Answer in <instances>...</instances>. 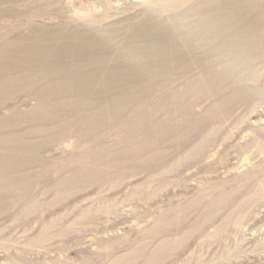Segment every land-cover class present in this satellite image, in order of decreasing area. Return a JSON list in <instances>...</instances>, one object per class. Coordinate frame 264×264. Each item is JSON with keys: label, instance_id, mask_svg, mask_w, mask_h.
<instances>
[{"label": "rangeland", "instance_id": "obj_1", "mask_svg": "<svg viewBox=\"0 0 264 264\" xmlns=\"http://www.w3.org/2000/svg\"><path fill=\"white\" fill-rule=\"evenodd\" d=\"M197 1L0 0V82L12 74H20L0 89V154L14 151L20 157L19 171H10L7 175L0 171V178L4 180H0V264H24L22 259L31 260L26 264H146L147 260L149 264H264V189L255 191L264 180V94L254 104H250V97L245 101L234 100L213 114L208 109L219 95L210 97L200 88L196 93L186 89L190 80L198 81L205 73L198 65L194 66L195 59L202 58L206 71L212 73L241 69L236 67L238 60L230 51L224 53L225 58L218 53L222 32L219 37L208 40L199 36L196 40L200 43L195 40L184 57L176 58L173 66L161 72L145 71L138 76L111 73L107 78L114 83L105 86L101 82L106 78H97L99 83H94L93 88H102L91 91L96 95L78 89L61 94L43 93L61 86L49 87L57 80L53 72H58V66H68L71 70L61 72V76L80 72L76 69L82 66L86 74L96 67H109L110 63L99 60V56L97 60L91 57L109 53L116 56L126 47V39L137 32L135 26L142 23L149 21L159 23L160 27L167 26L170 31H183V37L178 39L165 37L169 45L176 40H188L191 33L180 24V16ZM243 1L237 0V4ZM221 15L224 21L216 23L217 31L230 30L225 25H238L241 21L236 8L223 10ZM126 26L135 29L128 30L130 27ZM78 36H87L93 42L78 41ZM205 40L209 43H201ZM81 44L86 46L81 54L66 50L67 46ZM34 49L38 52H33ZM165 58L167 54L162 61ZM47 62L50 67L46 66ZM250 62L246 60L242 66L246 69L251 66ZM141 63L148 70L154 62L148 57ZM189 65L192 69H188ZM255 66L260 72L259 78L246 83L264 89V61ZM103 96L117 106L131 100L130 114L146 118L145 124L134 129L137 134L129 135L134 125L128 124V128L123 120H106L98 126L89 123V116L103 114V102H107ZM42 97L49 102L58 99L65 102L93 99V102L51 108L49 115L40 117L38 109L30 111ZM188 105L192 108L189 114L185 112ZM117 108L111 106V110ZM54 111L57 117L50 118ZM181 128L185 133H179L183 132ZM253 128L259 130L255 142ZM209 133L214 141L205 146L202 154H187ZM16 134L20 138L14 140L12 136ZM158 137L161 141L154 147L164 151L160 159L145 163L133 160L119 170L113 164L100 165L111 170L114 178L94 184L71 183L66 198L55 203L57 181L73 175L64 167L65 162L76 164L69 160L84 149L99 158L125 148L129 151L132 141L148 145ZM25 141L42 144L38 147V156L25 151ZM9 180L13 182L7 183ZM141 183H147L144 197L136 195L144 188ZM214 187L219 189L213 194L205 191ZM220 189L228 194V201L213 207L206 224L198 219L197 230L191 232L190 224L210 210L204 206ZM110 197L114 198L112 210L100 213L95 221L82 223L76 218L78 211L88 207L96 209ZM200 199L204 204L199 203ZM242 199L246 202L240 211L238 203ZM31 206H36L35 213H30ZM163 211L179 214L180 219L177 228L158 236L153 230ZM221 224L223 228L219 229ZM45 227L51 229L53 238L43 243L38 237ZM166 240L173 241L174 245L158 255L159 245Z\"/></svg>", "mask_w": 264, "mask_h": 264}, {"label": "bare ground", "instance_id": "obj_2", "mask_svg": "<svg viewBox=\"0 0 264 264\" xmlns=\"http://www.w3.org/2000/svg\"><path fill=\"white\" fill-rule=\"evenodd\" d=\"M243 2L244 3H242V4H237V0H199V1L195 2L193 5L190 6V8H187L185 10L184 14H182L180 16V18L182 19V21H180V24L185 26L186 31L188 30L187 32L191 33L187 37L188 40H185V39L181 40V42L184 40L183 43L178 42V40H176V41H173V44L170 43V45H169L168 43H166L168 41H166V39H165V37H171V38H175V39L183 37V34H182L183 31H181V30L170 31V29L167 26L160 27L159 23H157V24L149 23V21H148V23H142L139 26H135V27H138L137 32L134 31L132 33V37L126 39L127 40L126 41V47H124L123 50H121V51L119 50V52L116 54V56H114V57L110 56V53H109L107 55L94 54L91 57V60H97L98 56H99V58H101L99 60L104 59L110 63L109 67H107V66H104L101 68L96 67V68L91 69V71H88L87 72L88 74H86L85 72H83L82 69L84 67L82 66V67H78L76 69V71H80V72H70L67 76H61L60 75L61 72H67V71H71V70H70V67H68V66H64V65L58 66V68H57L58 72H53L54 78H57V80L51 82L49 87L51 88L56 84L61 85V86L57 89H54V90L49 89L43 93L51 92L52 94H61V93L66 92V91H70V92L75 91L74 89L84 91L85 93H90L92 90L102 88V87L93 88L94 83L95 84L99 83L96 80L97 78H102L103 76L106 78L104 82H101L103 86H105V84L114 83V80L107 78V76L111 73H117V74H121V75H127V74L132 73L133 75L138 76V75H140V72H145V71L146 72H161V71L165 70L166 68L173 66V64H175L177 62L175 60L176 58L179 57L178 59H180V58L184 57L185 51H188V47L190 45H192L194 43V41L196 40V38L197 39L199 38V36H203L206 40H208V39H211L214 37H219V33L222 32L223 34L221 35V43H219L220 48H218V53L220 55H223L222 58H225L224 53L227 51H230V54L233 56V58H236L238 60L237 61L238 66H236V67L240 66L241 69H239L238 72H232V69L231 70L230 69L229 70L224 69V70H221L222 72L212 73L213 71H206L207 67H205V64L202 62V58L195 59L194 66L198 65V67H200V71L203 70L202 72H205V73L201 74V77L199 78L198 81L195 79L190 80L189 81L190 83L186 85V89L188 92L196 93V92H200L199 91V88H200V90H202L201 92H204L205 94L210 95V97H211V95H213V96L219 95L218 99L215 100L212 103V105L210 106V108L208 109V111L209 112L212 111L213 114L216 113L215 110L216 111H217V109L221 110L222 107L229 106L230 103H232L234 100L245 101V99L250 97V101H251L250 104H254L257 101H259L258 98H260L264 94V89H262V87H259L257 85L249 86V85H247L246 81L247 82L248 81L249 82H255L259 78L260 72H258V70H256L255 64L264 61V0H244ZM235 8L237 10H239V15L241 17V21H238L239 27L236 29V27L238 26L237 24L225 25V28L231 27L230 30H226V29L222 28L221 30L217 31L215 29L216 23H218V25H219V24H222L224 21V19L223 20L221 19V16H222L221 14H222L223 10L230 11V10L235 9ZM150 9L151 8H149L148 11ZM141 21H143V19ZM126 27L128 28L130 26H126ZM130 29H135V28L134 27L128 28V30H130ZM83 39H85L86 42H93V39H91V38L89 39L87 36L86 37L85 36H78V38L76 40L79 41V40H83ZM97 40H99V39H97ZM97 40H95V41L97 43H99L100 40L99 41H97ZM206 40L204 42H201V43H209V41H206ZM95 41H94V43H95ZM196 42L200 43V41H197V40H196ZM205 45H208V44H205ZM67 47H69V49H66V50L68 52L70 51L72 53H75V55L81 54L86 50V48H85L86 46H84V44H81V46L77 45L76 47H70V46H67ZM67 47H65V48H67ZM174 48H176V50ZM33 52H38V49H34ZM166 54H167V58H165L164 61H162L163 55H166ZM117 57L118 58L121 57V59H116ZM148 57H151V59L153 60L154 63L151 65L150 68H148V70H145L141 62ZM246 60H248V61L251 60L252 63L251 62L248 63V64H251V66L246 67V69H245V67L242 65L243 64L245 65ZM47 63L48 64L46 66L50 67L51 65L49 64V62H47ZM253 64L255 67L253 66ZM85 67H88V64H86ZM188 69H192L190 65L188 66ZM137 72H139V73H137ZM19 75L20 74H12L11 76H9L5 79V82H0V89L7 86L9 84V82L18 79ZM214 77H217V81H215V82H214ZM62 80H64V81L62 82ZM61 82H62V84H61ZM236 84H238V85H236ZM132 90H134V89H132ZM34 93L37 94V90ZM91 93H95V95H96V92H91ZM134 93L135 92H133L131 94H134ZM178 96H181V95H178ZM103 97H104L103 101H107V102H103V105H104V108H103L104 111L102 112L103 114L101 116H99V115L89 116V119H88L89 123L92 125L98 126L99 124H101L102 122H104L106 120H108V121L123 120L122 122H127L124 124V126H126V127H128V124L131 126L134 125L133 130L129 131L128 134L132 135V136L134 134H137V132L134 131V129L136 128V126L143 125L141 123L145 124L146 118L145 117H134V115L130 114V110L128 108V106H129L128 103H131V100H127L125 102V104H120L121 106H117L119 104H116L113 100H110V98L106 99L105 96H103ZM44 99H46V98L45 97L40 98L37 106L33 110L31 109L30 112L33 113L38 109L37 110L38 116H40V117L45 116L46 117V115H49L51 113V111H50L51 108H53V109L54 108H65L67 104L68 105L73 104L76 106H78L79 104L88 105V104L93 102V99L73 100L72 102L71 101L65 102L66 100H63V99H58L55 102H49L48 100L46 101ZM197 99H196V101H199L200 98L198 97ZM77 102H79V103H77ZM76 106H71V107H76ZM111 106H116L118 108L115 110L114 109L111 110ZM167 106H169V105H165V107H167ZM189 106L190 105H188V107L187 106L185 107L186 108L185 112L187 114H189L188 112L192 109V108H190L191 106L190 107ZM54 117H57L55 111L52 113L50 118H54ZM101 119H103V121H101ZM178 126L181 127L180 123H178ZM153 128H154V126H153ZM145 130H146V132L148 131V129H145ZM252 130H253L252 141L255 142V141H257L256 139H257V136L259 134V130H258V128H253ZM45 131H47L46 128H44V132ZM181 131H183V132H179L180 134L185 133V130H183L182 128H181ZM155 135L166 136V135H168V133H166V134H164V133L156 134L155 133ZM211 136H212V133H209L207 136L203 137L202 140L199 142V146H196L193 149H189L187 151V154H190V155L202 154L204 152L205 146L212 144V142L214 141L213 139H211ZM12 138L14 140L19 139L20 135H18V134L13 135ZM130 140L132 141V138H130ZM160 141H161V138H159V137L156 140L152 141L148 145H144V143L140 144L139 142L134 143V141H132L129 151L127 148H125L121 151H114V153H112L109 156L106 155L105 157L102 156L99 158L94 156L95 153H91L88 149H84L83 153L76 156V158L74 157L73 159L69 160L70 162L74 161L76 164L67 163L68 161L65 162L66 165L64 164L65 165L64 167L66 169H69L70 171H72L73 175L71 176V178L61 179V180L57 181V183H56L57 186L54 185L57 188L55 194L58 197V200L55 203L57 204L59 201H61V199L66 198L67 193H68L67 191L70 190L69 185H71V183L75 184V185L89 184V183L94 184V183H101L105 179L106 180L113 179L114 178L113 173L109 172L111 170H105L104 168H101L100 165L105 164L108 166H112V164H113L119 170L123 167L128 166V164L131 163L133 160H139L140 159L143 163H145V161H149L150 159H155V158L160 159L164 155V151L161 152L160 150H156L154 147V146L158 145ZM28 143H30V144H28ZM28 143L25 144V146H26V148H24L25 151H27V153H29V154L32 153L33 157L38 156L37 155L38 154V147H39V145H42V144L37 143V145H34L31 142H28ZM46 143H48V142H46ZM46 143H44V144H46ZM0 144H2V143L0 142ZM129 153L131 155H129ZM124 156L126 158L122 159V157L124 158ZM110 157H112V158H110ZM130 157H132V158H130ZM19 158H20L19 155L18 156L15 155L14 151L13 152L9 151V152L2 154V155L0 154V168H1L0 171H2V175L3 174L7 175L8 172H10V171H14V172L19 171V168H20ZM90 159H92V160H90ZM35 160H38V159L36 158ZM137 164H138V162H137ZM6 170H7V172H5ZM0 180H3V178L1 177ZM6 182L11 183L13 181L9 180ZM0 186H1V184H0ZM141 186H144V188L141 189L140 191H137L136 195L138 197H144L145 196L144 190H146L147 183H141ZM78 188H80V187L78 186ZM9 189H11V187H9ZM218 189H219L218 187H214L212 189H210V188L208 190L206 189L205 191H207L210 194H213V193H215L214 191H217ZM263 189H264V180H263V185L259 186L255 191L263 190ZM219 191H220L219 194L216 196H212L211 199L204 206V208L206 210L207 209H210V210L208 212H206V214L202 215V217H200L201 215H199V217L196 220H194V222L192 224H190L189 230L191 232L197 230L198 227H197L196 222L198 219L199 220L201 219L202 223L204 222L206 224L209 221L208 217L210 216V214H211L210 211L213 209V207L219 203H222V202L225 203L228 201V194L224 190L221 191V189H220ZM25 194H28V193H25ZM68 196H69V194H68ZM130 196L134 197L133 194H131ZM29 197H30V195H29ZM204 199H206V198H204ZM98 200H101V199H98ZM98 200H97V202H98ZM113 200H114V198L110 197V198H107L106 203L103 202L104 200L101 201V203L102 202L103 203L96 209L88 207V208H86L85 211H81V212L78 211L79 213L77 214L76 218L79 219L80 221H82V223H83V221L85 222L86 220H88V222H90L91 220H94L96 217H99L100 213H104L105 211L112 210L110 205H112ZM203 202H204V200L200 199L199 203H203ZM245 202H246L245 199H242L238 203V209L240 211L245 207ZM203 204H200V206ZM35 207L36 206L30 207V213H35V211L37 209ZM79 209H81V208H79ZM168 213L169 212H167V211H163L157 217L156 229L153 230L154 234L158 235L159 233H163V232L165 233L169 230L171 231L174 228H177V222L180 219L179 214L178 215L177 214L176 215L175 214L169 215ZM237 213L239 214V211ZM238 220H239V218H238ZM185 222H187V221H185ZM241 222H242V219H241ZM182 223H184V222H182ZM181 225H183V224H181ZM233 226H236V225L233 224ZM242 227H244V226H242ZM178 228H180V227H178ZM222 228H223V225L221 224L219 226V229H222ZM234 229H235V227H234ZM49 230H51V229H48L47 227H45L40 232L38 240L43 242V243L50 241L53 238V233H50ZM54 230H56V229H54ZM193 233H195V232H193ZM194 236H196V235H194ZM194 236H192V237H194ZM245 240H247V239H245ZM171 244L174 245V242L173 241H167V240L162 242L159 245L158 255L164 253V251H166L167 248H170ZM150 245H152V244H150ZM106 250H107V248H106ZM111 251H113V250L111 249ZM114 251L117 252L115 249H114ZM174 252H176V251H174ZM229 257H230V255H229ZM230 259L232 260V258H230ZM155 261H156V258H155ZM167 261H169V260H167ZM22 262L24 264H26L28 262L31 263V260L22 259ZM146 264H149L148 260L146 261Z\"/></svg>", "mask_w": 264, "mask_h": 264}]
</instances>
